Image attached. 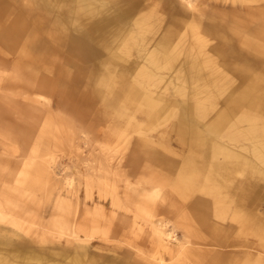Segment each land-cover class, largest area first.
<instances>
[{
  "label": "rangeland",
  "instance_id": "obj_1",
  "mask_svg": "<svg viewBox=\"0 0 264 264\" xmlns=\"http://www.w3.org/2000/svg\"><path fill=\"white\" fill-rule=\"evenodd\" d=\"M109 1L0 0V264H156L157 256L174 264L187 241L201 255L184 253L179 264H264V242L244 233V218L236 224L208 215L211 204L208 214L199 209V194L189 186L203 161L195 131L217 141L207 128L213 108L235 88L255 83L264 92V0H193L195 7L184 0ZM95 20L105 22L96 28ZM243 35L257 47L244 48ZM232 66L239 71L229 73ZM204 108L211 110L204 115ZM262 111L250 117L264 122ZM69 139L81 150L67 147ZM152 149L174 168L158 164ZM106 157L117 176L104 174ZM53 167L59 177L48 176ZM262 181L255 180L253 192L264 211ZM242 186L236 184L230 198L217 190L210 200L237 208ZM150 215L177 239L159 255L144 224ZM16 216L23 221L15 228ZM68 225L86 237L82 250Z\"/></svg>",
  "mask_w": 264,
  "mask_h": 264
},
{
  "label": "bare ground",
  "instance_id": "obj_2",
  "mask_svg": "<svg viewBox=\"0 0 264 264\" xmlns=\"http://www.w3.org/2000/svg\"><path fill=\"white\" fill-rule=\"evenodd\" d=\"M12 1V0H11ZM45 1L46 4H50L52 3V1L50 0H43ZM112 1V0H110ZM109 1V2H110ZM187 1L188 6L190 7H195V2L192 0H184ZM247 1H257V0H247ZM105 2V1H104ZM155 2V1H154ZM242 2V1H241ZM245 2V0H244ZM259 2V1H258ZM63 3V2H62ZM61 3V4H62ZM77 3V2H76ZM149 3V2H148ZM256 3V2H255ZM261 3V2H260ZM27 4V3H26ZM233 4V3H232ZM12 5V4H11ZM29 5V4H28ZM68 5V3H67ZM78 5V4H77ZM243 5V4H242ZM245 5V4H244ZM263 5V4H262ZM13 6V5H12ZM33 6V5H32ZM60 6V5H59ZM87 6V5H86ZM151 6V5H150ZM42 7V6H41ZM57 7V6H56ZM65 7V6H64ZM246 7V6H244ZM77 8V6L75 7ZM147 8V7H146ZM189 8V7H188ZM197 8V7H196ZM247 9V8H246ZM61 10V9H60ZM76 10V9H75ZM194 10V9H192ZM78 11V10H77ZM98 11L101 13L102 9H98ZM140 11V10H139ZM21 12V11H20ZM37 12V11H36ZM62 12V11H61ZM193 12V11H192ZM200 12V11H199ZM19 13V12H18ZM45 13V12H44ZM140 13V12H139ZM56 14V12H55ZM83 15V13H80ZM148 14V13H147ZM191 14V13H190ZM195 14V13H194ZM199 14V13H198ZM246 14V13H245ZM29 15V14H28ZM35 15V14H34ZM58 15V14H57ZM61 15V14H60ZM59 15V16H60ZM200 15V14H199ZM198 15V16H199ZM7 16V15H6ZM30 16V15H29ZM33 16V15H32ZM37 16V15H36ZM138 16H141L140 14ZM149 16V15H148ZM248 16V15H247ZM42 17V16H41ZM62 17V16H61ZM68 17V16H67ZM137 17V16H136ZM135 17V18H136ZM192 18H195L193 16H191ZM17 18V16H16ZM65 18V17H64ZM139 18H142L139 17ZM197 18V15H196ZM252 18V17H251ZM250 18V19H251ZM7 19V18H6ZM24 19V18H23ZM59 19V18H58ZM67 19V18H66ZM65 19V21H66ZM160 19V18H159ZM178 19V18H176ZM223 19V18H222ZM30 20V19H29ZM34 20V19H33ZM39 20V18H38ZM64 20V19H63ZM145 20V19H144ZM192 20V19H190ZM182 21V20H181ZM192 21H195L194 19ZM197 21V20H196ZM226 20H224L225 22ZM17 22V21H16ZM25 22V21H24ZM38 22V21H37ZM64 22V21H62ZM90 22V21H89ZM105 22V21H103ZM101 20H98V22L95 20L94 21V26L96 28H101L103 26V23ZM179 22V21H178ZM200 22V20H198V23ZM227 22V21H226ZM249 21H247L248 23ZM14 23V22H13ZM22 23V22H21ZM66 23V22H65ZM92 23V22H91ZM190 25V22H188ZM193 23V22H192ZM195 23V22H194ZM197 23V22H196ZM242 23V20H241ZM246 23V22H245ZM39 24V23H38ZM63 24V23H62ZM79 24V23H78ZM133 24V21H132ZM136 24V22H135ZM243 24V23H242ZM249 24V23H248ZM14 25V24H13ZM12 25V26H13ZM28 25V24H27ZM43 25V24H42ZM134 25V24H133ZM137 25V24H136ZM172 25V24H171ZM188 25V27H190ZM200 26V25H199ZM225 26V25H224ZM241 26V25H240ZM247 26V25H246ZM18 27V26H17ZM42 27V26H41ZM186 27V28H188ZM201 27V26H200ZM248 27V26H247ZM251 27V26H250ZM255 27V25H254ZM20 28V27H19ZM195 28V27H194ZM245 28V27H244ZM17 29V28H16ZM190 29V28H188ZM198 29V28H197ZM252 29V28H251ZM260 29V28H259ZM19 30V29H17ZM53 30V29H52ZM184 30V28H183ZM187 30V29H186ZM263 30V29H262ZM132 31V30H131ZM189 31V30H188ZM234 31V30H233ZM183 32V31H181ZM198 32H200L198 30ZM197 32V33H198ZM241 32V31H240ZM248 32V31H247ZM256 32V31H255ZM258 32V30H257ZM256 32V33H257ZM263 32V31H262ZM18 33V32H17ZM177 33V32H176ZM180 33V32H179ZM184 33V32H183ZM232 33V32H231ZM260 34V32H258ZM186 34V32H185ZM237 33H235L236 35ZM244 34V33H242ZM263 34V33H262ZM121 35V34H120ZM188 35V34H187ZM226 35V34H225ZM258 35V34H257ZM261 35V34H260ZM116 36V35H115ZM146 36V35H145ZM184 36V35H183ZM195 36V35H194ZM200 36V35H199ZM56 37V36H55ZM58 37V36H57ZM129 37V36H128ZM127 37V38H128ZM180 37V36H179ZM178 37V38H179ZM222 37V36H221ZM229 37V36H228ZM227 37V38H228ZM52 38H54L52 36ZM117 38V37H116ZM119 38V37H118ZM126 38V39H127ZM131 38V37H129ZM128 38V39H129ZM204 38V37H203ZM236 38V36H235ZM132 39V38H131ZM131 39H129L130 41H132ZM134 39V38H133ZM143 39V38H142ZM194 39V38H193ZM198 39V37H197ZM205 39V38H204ZM222 39V38H221ZM52 40V39H51ZM114 40V38L112 39ZM208 40V39H207ZM228 40V39H227ZM233 40V39H232ZM12 41V40H11ZM125 41V40H124ZM129 41V42H130ZM143 41V40H142ZM206 41V39H205ZM204 41V42H205ZM60 42V41H57ZM136 42V41H135ZM203 42V41H200ZM38 43V42H37ZM43 43V42H42ZM56 43V42H55ZM137 43V42H136ZM135 43V44H136ZM144 43V41L142 42ZM126 44V43H125ZM124 44V45H125ZM192 44V43H191ZM198 43H196L197 45ZM206 44V43H205ZM209 44V43H208ZM207 44V45H208ZM240 44L244 47V48H252L255 49L257 47V42L255 41V39L253 40L252 36H247V35H243V38H241L240 40ZM35 45V44H34ZM38 46L41 45V43L37 44ZM35 45V46H37ZM122 46H120V48H123V43L121 44ZM174 45V44H173ZM194 46V44H192ZM127 46V45H126ZM148 46V45H147ZM10 47V46H9ZM43 46L41 45V48ZM146 47V45H145ZM144 47V48H145ZM174 47V46H172ZM197 47V46H196ZM195 47V49H196ZM221 47V46H220ZM57 48V47H56ZM61 48V47H59ZM206 48V45H205ZM205 48L202 49L205 50ZM38 49V47H36V50ZM53 49V48H52ZM130 49V48H129ZM129 49H127L129 51ZM143 49V48H142ZM160 49V48H159ZM190 49V48H189ZM199 49V48H198ZM220 49V48H219ZM58 50V49H57ZM125 51V49H123ZM151 50V49H150ZM194 50V49H192ZM197 50V49H196ZM200 50V49H199ZM202 50V51H203ZM59 51V50H58ZM191 51V49H190ZM209 51V50H208ZM255 51V50H254ZM60 52V51H59ZM170 52V51H169ZM193 52V51H192ZM199 52V51H197ZM196 52V53H197ZM252 52V51H251ZM122 53V52H120ZM124 53V52H123ZM126 53V51H125ZM195 53V54H196ZM202 53V52H201ZM201 53H199L198 56L201 55ZM220 53V50H219ZM253 53V52H252ZM258 53V52H257ZM256 53V54H257ZM192 54V53H191ZM207 56L209 55V53H206ZM54 55V54H52ZM50 55V56H52ZM153 55V54H152ZM260 55V54H258ZM75 56V55H74ZM206 56V57H207ZM244 56V55H243ZM150 57V54H149ZM148 57V58H149ZM154 57V56H153ZM158 57V56H156ZM179 57V56H178ZM205 57V54H204ZM147 58V56H146ZM203 58V56H202ZM214 58V57H213ZM241 58V57H240ZM179 59V58H178ZM156 60V58H155ZM170 60V59H169ZM168 60V61H169ZM174 60V59H173ZM214 60V59H213ZM132 61V60H131ZM152 61V60H151ZM158 61V60H157ZM156 61V62H157ZM167 61V62H168ZM205 61V60H204ZM212 61V60H211ZM210 61V62H211ZM134 62V61H133ZM143 62V61H142ZM154 62V61H153ZM163 62V61H162ZM209 62V61H208ZM145 63V61H144ZM202 63V62H201ZM225 63V62H224ZM228 63V62H227ZM169 64V63H168ZM210 64V63H209ZM208 64V65H209ZM223 64V63H222ZM134 65V64H133ZM138 65V63H137ZM149 65V64H148ZM153 65V64H152ZM216 65V64H215ZM217 66V65H216ZM144 67V66H143ZM142 67V69H143ZM209 67V66H208ZM222 67V66H221ZM224 67V66H223ZM238 66H232L231 70H229V73L233 74V72H237L239 71V69L237 68ZM98 68V67H97ZM134 68V67H133ZM132 68V69H133ZM153 68V66H152ZM158 68V67H157ZM160 68V67H159ZM207 68V67H206ZM155 69V68H154ZM162 69V67H161ZM215 69V68H214ZM171 70V69H170ZM213 70V69H212ZM219 70V68H218ZM146 71V70H145ZM159 71V70H158ZM162 71V70H161ZM141 72V71H138ZM157 72V71H155ZM215 72V71H213ZM219 72V71H218ZM227 72V71H226ZM142 73V72H141ZM151 73V71H150ZM212 73V72H210ZM209 73V75H210ZM117 74V72H116ZM115 74V75H116ZM139 74V73H138ZM152 74V73H151ZM175 74V73H174ZM108 75V74H107ZM106 75V77L108 78V76ZM141 76V75H140ZM150 76V75H148ZM164 76V75H163ZM174 76V75H173ZM100 77V75H99ZM105 77V78H106ZM143 77V76H142ZM152 77V76H151ZM165 77V76H164ZM228 77V76H227ZM93 78V77H92ZM91 78V79H92ZM103 78V77H102ZM103 78V79H105ZM147 78V77H146ZM36 79V78H35ZM148 79V78H147ZM102 79H100L101 81ZM225 80V79H224ZM35 81V80H34ZM44 81V80H43ZM111 81V80H110ZM109 81V82H110ZM177 81V80H176ZM47 82V81H46ZM222 82V81H221ZM33 83V82H32ZM34 84V83H33ZM107 84V83H106ZM105 84V85H106ZM146 84V83H145ZM110 85V84H109ZM114 85V84H113ZM128 85V84H127ZM142 86V84H141ZM140 86V87H141ZM107 87V85H106ZM127 87V86H126ZM125 87L123 88H119L120 92H124L125 91ZM155 89V88H154ZM181 89V88H180ZM183 89V88H182ZM112 92V89L110 90ZM114 93H116L117 91H115L113 89ZM146 91V90H145ZM174 91V90H173ZM176 91V89H175ZM174 91V92H175ZM181 91V90H178ZM119 92H117L118 94ZM150 93V92H149ZM103 94V93H102ZM228 96L226 95V97L223 99L221 106L218 105L217 107H212L214 110V121L209 124L208 131L211 133V135L215 136L217 141L215 142L214 140L210 141V139H205V137L201 138V134L198 131H195V137L196 139L193 140L196 143L195 147L197 148L196 150L199 151V148H201L202 150V154H201V158L203 159L202 161V165H201V171H199V173H197V171H194V180L192 183H189L190 185V190L191 188H193V192H195V194L198 192L199 195L196 194V198H195V204L196 206L201 209L203 212L208 214L209 211V207H208V203L211 204V210L208 215H212L215 216L217 219L221 220V222H225V219H229L231 222L233 223H240V221L242 220V218H244V233H246L247 235H250L256 239H259L261 243L264 242V211H262L260 209V205H261V200L258 199L257 195L254 191V187L258 186L259 183L255 182L256 179L259 180H263L262 182L264 183V122L261 121V118L259 119V117H250L252 115L251 111L255 110V109H262L263 111L260 113V115H263L264 113V92H262V90H259L258 86L255 85V83H251L249 86H247L245 89L244 88H235L234 90L230 91L227 93ZM221 97V96H219ZM218 97V98H219ZM148 100V98H147ZM32 102V101H31ZM34 102V101H33ZM151 102V101H150ZM9 103V102H8ZM200 103V102H199ZM29 104V103H28ZM27 104V105H28ZM156 104V103H155ZM168 104V103H167ZM154 105V104H153ZM157 105V104H156ZM196 105V104H195ZM155 106V105H154ZM194 106V105H193ZM201 106V105H199ZM223 106V107H222ZM202 107V106H201ZM46 109V108H45ZM195 109V108H194ZM48 110V109H47ZM210 108H204L203 109V114H207L208 111H210ZM46 111V110H45ZM51 114H53V110H50ZM49 111V112H50ZM49 112L47 113V115L49 114ZM195 112V111H194ZM55 113V112H54ZM56 114V113H55ZM50 114L47 117L50 120ZM54 116V115H53ZM263 117V116H262ZM55 118V117H54ZM57 118V116H56ZM203 118V117H202ZM201 118V119H202ZM46 119V118H45ZM53 119V117H52ZM197 119V118H196ZM47 120V119H46ZM56 121V119H55ZM50 122V121H49ZM211 122V121H209ZM196 130V129H194ZM193 130V131H194ZM63 134V133H62ZM121 134V133H120ZM120 134H118L120 136ZM43 136V135H42ZM71 137V136H70ZM73 137V136H72ZM121 137V136H120ZM85 138V137H84ZM130 138V137H129ZM53 139V137H52ZM76 139V138H75ZM74 139V140H75ZM119 139V138H118ZM121 140V139H120ZM53 142V141H52ZM56 142V141H55ZM67 147H69L70 149H73L75 152L81 150L79 148L78 145H76L77 143L73 141V139H69L67 140ZM118 142V140H117ZM116 142V143H117ZM154 142V141H153ZM215 142V144H213ZM59 143V142H58ZM57 144V143H56ZM66 144V143H65ZM129 144V143H128ZM58 145V144H57ZM49 146V145H46ZM51 146V145H50ZM54 146H56L54 144ZM64 146V145H63ZM110 146V145H109ZM45 147V146H44ZM57 147V146H56ZM62 147V146H61ZM36 148V147H35ZM47 148V147H46ZM51 148V147H50ZM49 148V149H50ZM34 149V147H33ZM48 149V150H49ZM52 149V148H51ZM50 149V150H51ZM59 149V147H58ZM158 149V148H157ZM47 150V149H46ZM112 150V149H111ZM34 151V150H33ZM38 151V150H37ZM36 151V152H37ZM35 152V153H36ZM48 152V151H47ZM153 154H156V161L158 164L161 163V166H164L165 168H169L172 169L171 167H173L172 165H174L175 163L171 162L170 160H168L169 157H167L166 155L162 156L160 155L161 153H159L157 150L152 149ZM159 154H158V153ZM42 153V152H41ZM164 153V152H163ZM174 154V151L172 152ZM49 154V152H48ZM79 154V152H78ZM35 155V154H34ZM37 155H39L38 157H40V154L37 152ZM44 155V154H43ZM168 155V154H167ZM35 158V156L33 157ZM112 158V157H111ZM175 158V157H174ZM40 159V158H39ZM23 160V159H22ZM34 160V159H33ZM43 160V159H42ZM111 159H107V157L103 160V172L104 174H108V173H112V176H117L116 171L117 168L112 167L113 165H111V163L109 162ZM21 161V159H20ZM25 161V160H24ZM22 161V162H24ZM45 161V160H44ZM27 163V161H26ZM25 162L23 163V165L26 164ZM29 163V162H28ZM36 163V162H35ZM49 163V162H48ZM30 164V163H29ZM47 164V163H46ZM37 165V164H36ZM40 165V164H39ZM48 165V164H47ZM46 165V166H47ZM34 166V163L33 165ZM49 166V165H48ZM189 167H191L188 164ZM22 167V163L21 166H19V169ZM24 167V166H23ZM41 167V166H40ZM27 168V167H26ZM39 168V166L37 167ZM37 168H35L36 171ZM101 168V167H100ZM174 168V167H173ZM18 169V170H19ZM25 169V168H24ZM195 169V167H194ZM21 170H23L21 168ZM27 170V169H26ZM14 171V169H13ZM16 171V170H15ZM20 171V170H19ZM33 171V170H32ZM31 171V172H32ZM47 171V169H46ZM177 171V169H176ZM175 171V172H176ZM27 172V171H26ZM29 172V171H28ZM20 173H22L20 171ZM25 173V172H24ZM39 173V172H38ZM8 174V173H7ZM17 174V173H16ZM27 174V173H26ZM37 174V172H36ZM48 176L51 178L52 176H54L53 178H56L58 175L57 173L54 171V167L50 168V170L48 171ZM236 174H240V177L238 178ZM9 175V174H8ZM31 175V174H30ZM110 175V174H109ZM11 176V175H10ZM9 176V178H11ZM16 176V175H15ZM14 176V177H15ZM40 176V175H39ZM17 177V176H16ZM36 177V176H35ZM59 177V176H58ZM105 177L108 178V176L105 175ZM31 178V177H29ZM33 178V177H32ZM37 178V177H36ZM34 178V182L35 179ZM43 178V176H42ZM104 178V177H103ZM14 179V178H13ZM19 179V177H18ZM22 180V178H20ZM26 179V178H25ZM106 179V178H105ZM109 179V178H108ZM29 180V179H28ZM38 180V179H36ZM46 180V179H45ZM145 180V179H144ZM150 180V179H149ZM173 180V179H172ZM20 181V180H18ZM50 181V179H49ZM48 181V182H49ZM108 181V180H107ZM107 181L104 180L103 184L107 185ZM27 182V181H26ZM32 182V180H31ZM110 182V180H109ZM50 183V182H49ZM242 184V189L240 191V193L237 196V200L238 202H240L239 207L237 208H229L230 206L227 205L226 202L220 200V206L218 205H213L214 202H212L211 196H214V192H216L217 190H226V197L225 198H230L229 193L230 191H232V188H235L236 184ZM262 183V184H263ZM69 184V183H68ZM109 184V183H108ZM51 185V184H50ZM131 184L129 182H127V186L126 188L130 187ZM140 186V185H139ZM138 186V188H139ZM262 186V185H261ZM36 187V186H35ZM38 187V186H37ZM104 187V186H103ZM152 187V186H151ZM175 187V186H174ZM44 188V187H43ZM108 188V187H107ZM117 188V187H116ZM116 188L112 187L110 185L109 189L115 190ZM137 187H133V190H137ZM156 187H153L154 190ZM46 189V188H44ZM49 189V188H47ZM177 189V188H175ZM180 189V188H179ZM131 191V189H129ZM148 190V189H147ZM158 191V190H157ZM46 192V191H45ZM133 192V191H132ZM111 193V192H110ZM126 193V191H125ZM130 193V192H128ZM127 193V194H128ZM45 194V193H44ZM142 194V193H141ZM219 194V193H218ZM159 195V194H158ZM47 196V194H46ZM49 196V195H48ZM130 196V195H128ZM126 195L124 196L125 200H126ZM200 197V198H199ZM49 198V197H47ZM46 198V200H47ZM220 198V197H219ZM122 199H120L121 202ZM124 200V203H125ZM249 201L250 204H253L251 207V209H247V202ZM218 202V201H217ZM58 204L62 203L61 199L57 200ZM123 203V204H124ZM216 204V203H215ZM4 205V203H3ZM127 205V204H126ZM125 205V206H126ZM129 205V204H128ZM127 205V206H128ZM132 205V204H131ZM133 206V205H132ZM135 206V205H134ZM4 207V206H3ZM136 207V206H135ZM134 207V208H135ZM127 209H129L128 207H126ZM10 210V209H9ZM14 210V209H13ZM133 210V209H132ZM3 211H0V220H4V215H3ZM134 211V210H133ZM139 211V210H137ZM9 212V211H8ZM13 212V211H12ZM135 212V211H134ZM9 214V213H8ZM136 216H139L138 214L135 213ZM247 215V216H246ZM3 216V217H2ZM162 217V216H161ZM160 218V217H159ZM155 219L154 220V216L150 215V217L148 216L146 219V223L144 222V224H148L150 229H151V233L153 235V239H154V243L156 244V255L158 253L167 251L169 249V244L171 243L172 240H177L175 239L174 234H172L171 232H169L166 229V225L167 223H164L161 219ZM191 218V217H190ZM189 218V219H190ZM7 219V218H6ZM28 219V221L26 220ZM12 226L13 227H17L18 224L22 223L21 218H19L18 216L13 217L12 219ZM24 220H26L27 222H30V218H25ZM145 220V219H143ZM205 220V219H204ZM36 220H34L35 222ZM11 222V221H10ZM40 222V221H37ZM7 223V222H6ZM25 223V221H24ZM228 223V222H227ZM10 224V223H9ZM26 224V223H25ZM30 225V223H27ZM73 224V223H72ZM195 224V223H194ZM41 225V224H40ZM39 225V226H40ZM33 226V225H32ZM30 227V226H29ZM35 227V225H34ZM220 227H223V225H221ZM218 229H221V228ZM28 228V227H26ZM38 228V227H37ZM42 228V227H40ZM61 228V227H59ZM228 228H230L228 226ZM21 230V228H20ZM38 230V229H37ZM42 230V229H41ZM67 230L68 233L70 234V238L71 241L78 247H80V250H82L84 247V243H86L85 238H78L77 237V232L75 230V228L73 227V225H68L67 226ZM1 231V230H0ZM31 231V230H30ZM29 231V232H30ZM148 231V230H147ZM40 232V231H39ZM25 234V231L23 232ZM148 233V232H147ZM27 234V233H26ZM149 234V233H148ZM215 238V237H214ZM262 240V241H261ZM70 241V242H71ZM182 241H180L181 243ZM226 242V241H225ZM2 243V242H1ZM10 243V242H9ZM11 244V243H10ZM188 247H186L185 249H183L179 256L174 258L175 259V263L174 264H179L180 262V257L182 254L184 253H195L196 256L197 254L199 255L200 252L192 249V245L189 241H187ZM225 244V243H224ZM185 245V244H184ZM76 246H74L73 248H75ZM263 248V247H262ZM79 249V248H78ZM76 251V250H74ZM179 251V250H178ZM198 252V253H197ZM162 254V253H161ZM71 255V254H70ZM159 255V254H158ZM201 255V254H200ZM154 257V256H153ZM158 258H156L158 260V262L156 264H165V260H163L161 257L157 256ZM174 257V256H173ZM72 260V259H70ZM173 260V259H172ZM186 260V259H185ZM218 260V259H217ZM155 261V259H154ZM69 262V261H68ZM71 262V261H70ZM151 262V261H150ZM168 263V262H167ZM171 263V261H170Z\"/></svg>",
  "mask_w": 264,
  "mask_h": 264
}]
</instances>
